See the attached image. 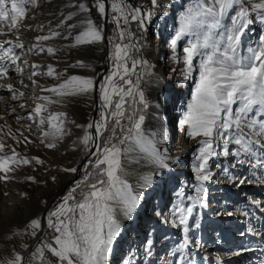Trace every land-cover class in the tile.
Wrapping results in <instances>:
<instances>
[{
	"label": "snow or ice",
	"instance_id": "snow-or-ice-1",
	"mask_svg": "<svg viewBox=\"0 0 264 264\" xmlns=\"http://www.w3.org/2000/svg\"><path fill=\"white\" fill-rule=\"evenodd\" d=\"M109 3L110 19L105 17V0H95L93 5L100 16L114 24L115 28L107 38L112 68L98 84L100 119L90 121L84 127V135L79 141L89 157L84 164L85 173L48 212L47 227L56 233L54 246L53 243L40 241L29 256L14 252L4 264H52L46 251L56 258V264H110L114 243L119 242L122 234L121 218L132 220L142 206V194L134 191L123 178L122 153L139 148L160 169L169 166L168 157L155 149L142 127L149 101L140 85L142 78L152 71L149 61L143 59V51L149 47V29L159 8L158 0H150L151 7L147 4L133 7L128 0H109ZM37 4L38 0H0V34L6 35L2 27L5 22H8V33L16 30L17 22L25 18L26 5L35 7ZM76 7L80 13H90L87 3L81 2ZM73 15L75 13H70L56 25V29H50L47 35H39L35 39L48 41L62 36L57 29ZM133 22L136 32L130 27ZM259 24H264V0H188L177 16L176 27L167 41L171 53L169 59L184 65L180 83L194 81L191 99L181 112L178 129L190 138L200 137L191 165L195 182L186 181L187 188L181 186L178 189L180 199L167 216H163L160 210L156 211V215L162 217V223L182 229L184 233L181 241L168 253L177 257L171 264H193L187 250L193 243L196 248L201 247L199 240H192L190 228L201 227L198 209L209 207L205 182L216 178L210 165L219 169V174L237 187L246 183H264V180H254L255 169H264V29L260 30L254 42L249 39V34L255 31L253 25ZM66 27L69 30L81 29L72 37L73 43L68 47L99 44L105 40L104 25L97 26L90 15L75 24H66ZM63 38L68 39L67 36ZM181 43L184 44L182 55ZM18 48H23V45L0 40V80L9 75L12 66L17 74L22 71L17 64L20 57L15 50ZM34 50L49 54L56 51L41 44H33L29 48V51ZM129 62L131 68L128 67ZM75 66L89 67L80 61ZM31 68L37 69L39 65L33 64ZM37 75L59 79L63 74L48 65L46 73L31 72L32 77ZM32 83L37 84L35 80ZM7 88L13 92V99L17 98V94L25 95L13 89L12 84H8ZM41 90L54 94L55 99L49 95L37 97L44 103H36L29 112V118L39 117V124L44 125L45 118L40 114L47 104L61 103L69 96L90 94L96 90V80L94 77L71 75L59 84ZM63 116L64 113H52L47 117L48 130L42 129L41 143L45 142L44 137H51L52 140L45 144L46 147H56V141L63 137ZM91 128L95 129L94 135L89 132ZM24 139L27 141V137ZM6 147L11 146L0 141V153H4ZM92 148L95 151H90ZM32 161L43 163L38 157H21L14 148L10 155L0 154V181L13 179L9 173L15 170V166L28 165ZM245 165L250 176H237L232 171ZM63 170L77 172L75 167ZM27 179L34 180V177ZM90 180L94 182L90 183ZM150 183L151 177H147L143 186L147 187ZM248 200L256 207L261 205L260 200L251 197ZM227 206L225 202L222 211L214 215L232 217L241 211L244 216L250 214L247 209L239 207L235 211H227ZM190 218L194 219V223L190 224ZM41 228L39 218L32 219L26 226L32 236ZM247 231L254 236L262 235L260 230L252 227ZM155 234V229L147 232L146 242L142 245L146 257L153 255ZM240 235L246 233L241 232ZM23 247L27 248V245ZM128 255L124 264H135L132 258L134 250ZM165 264L170 262L165 259ZM217 264H221L219 257Z\"/></svg>",
	"mask_w": 264,
	"mask_h": 264
},
{
	"label": "bare ground",
	"instance_id": "bare-ground-1",
	"mask_svg": "<svg viewBox=\"0 0 264 264\" xmlns=\"http://www.w3.org/2000/svg\"><path fill=\"white\" fill-rule=\"evenodd\" d=\"M179 1L180 0H176V1L159 0L160 7L158 8L157 11V17L163 18L160 20H164L166 16L170 15V13L173 12L174 7L178 5ZM81 2L85 3L84 0H50L49 3L47 4L48 6L44 10V12L46 13L44 14L46 15L47 18V19L45 18V20L53 21L54 22L53 24L56 26L57 24L60 23L61 20L67 17L70 13H75V15H73L71 20L66 21L65 25H61L60 27L62 29H66L67 28L66 24L69 23L75 24L81 19H83L85 16L90 15V13H80L78 11L76 6ZM187 3L188 1L185 3V5ZM105 5H106L105 16L108 17V12H110L111 10V5L109 3V0L105 2ZM176 16H178V14ZM72 31L77 34L79 31H81V29L76 28L73 29ZM26 35H30V34L27 33ZM163 36H164V31L158 29L155 32V37L153 39V41L158 44L157 46L151 48L150 50L151 57L153 61H155V64L152 68L151 73L148 75V78L145 83V88L151 100L148 119H152V123L151 125L146 127H144L145 125L144 126L142 125L148 140L151 142L152 145H154L155 149L159 152H161L164 149L168 150V146L170 145L169 143L170 141L168 138L169 134L171 135V140L175 142L174 148L172 149L169 148V150L176 151L179 150L178 148H180L181 146L185 134L178 129V122L181 118L182 108L185 109L186 108L185 104L187 105L189 100L191 99V94H188L189 92L187 93L188 95L187 97L185 95H186V91H189L191 84L193 83L192 81H187L185 82V85L182 84L180 85V81L183 80V77L181 76V69L184 67V65L183 63L176 64L169 59L171 53L168 48L167 41L170 37L166 40V43L162 44L161 40ZM2 38L3 36L0 37V40H10L8 36L7 37L4 36V38L3 39ZM107 38L108 37H105L103 43L77 46L78 54L81 57V59H83V62L82 61L81 62L85 65H88L89 67H77L75 66L76 63L75 65L72 66L68 64L65 65L55 64V66L57 65V67L60 68V71H64L70 76L79 75L83 77H94L96 80L98 74L96 76H93L92 74V70L96 66L94 61H92L94 60V58L100 59V68H102L103 65H106L107 69L110 67L111 61L109 60V54L107 58H105L106 43L109 46ZM18 43H21L23 45V48L27 50L33 44H41V41L40 42L35 41L30 44L29 42L26 43L24 40L21 39V41H19ZM183 46L180 48L181 55L183 54L182 53ZM43 62H40L38 60L37 61L32 60L31 62L28 63V65L26 63V67L25 69H23L25 71L24 72L22 71V74L24 73L25 76L24 79L30 82L31 85L24 87L23 90L18 89V87L20 86V84H23L25 80L21 79L19 77L21 74L19 75L15 71L13 72L12 78L10 79L7 78V80L0 81V85H2L0 86V95H1L0 106L3 108L2 111L6 117L5 119L6 122L4 124L6 130L12 126L15 120L16 122L20 121L19 119L21 118V116L29 117V112H31L35 108L36 103H44L43 101L36 99L37 97H41L43 95H49L53 99H55L54 94L46 91H42L41 89H46L55 86L57 84L49 83L44 85L43 87L41 86V83L44 80L43 79L41 82L42 76L39 75L34 77L31 76L32 71H36L38 73L40 72V68L42 67L41 65L43 64ZM33 64L39 65V68L32 69L31 65ZM104 76L105 73L100 78V80H102ZM32 80H35L37 84L34 85L32 83ZM8 84H12L13 89H17L19 92H23L25 95L19 96L17 94V98L13 99L12 98L13 92L7 88ZM98 84L96 83V90H94L90 94L69 96V97H65L61 103L47 104L45 110L50 109L52 111H55L56 113L57 112L64 113V116L61 118L63 120V124H62L63 133H64L63 137L56 141V147L49 148L48 150L50 156H52V158L55 159L54 160L55 162H49V161L45 162L46 168H48V170L52 174H55L56 176L59 177V180H57L54 185L52 183H48L49 191L51 193L56 194L57 187L62 182H64V184L66 183L69 184V182L75 179L77 173L79 176V170L81 169L82 165L88 162L89 157L86 152L83 160L80 161L78 166L77 165H76L77 167L73 166L77 168L76 173L66 172L63 170L65 168L70 169L69 160L73 161L74 159L80 156L82 144L79 143V141L80 138L83 137L84 135V127H85L83 124V119L85 117L88 118L86 123L87 126L89 122L92 121L91 116L93 114L94 109L97 108L96 116L99 113L101 100H100V95L98 96ZM174 103L176 107L173 106ZM21 105H24V107L22 108ZM157 105H159V107H157ZM96 116H95V120H96ZM17 117H19V119ZM35 117L36 116H33V118ZM77 125H80L81 127H77ZM165 126L171 127V133H168L167 130L166 131L163 130L164 129L163 127ZM29 127L34 133L38 134L37 138H41L42 129L48 130V126L40 125L38 122H30ZM89 132H91L94 135L95 129L91 128L89 129ZM43 139L46 143L52 140L51 137H44ZM199 139L200 137H196L195 140L189 141L188 147L185 149L183 156L179 159L180 165L182 166L181 170L179 171L178 170L170 171L171 169L170 165L168 166L169 169L168 168L160 169L157 165L152 163V160L150 159L149 155L143 152L142 150H140L139 148H136L134 151H131L126 154L122 153L121 164L124 170L122 173L123 178L128 182L129 185L132 186L134 191L141 192L142 206L139 207L138 209L139 214L138 215L134 214V218L132 220H126L121 218L122 234L121 237L119 238V242L114 243V250L109 257L110 264H124L123 260L127 259L124 258V256L126 255L125 257H128L127 255L129 254V252L133 250H134V255L132 258L136 260V258H138L140 256V253H142L143 251L142 245L146 242L147 231H149L150 229L151 230L155 229L156 233L159 234L161 233L162 236L175 235L174 238H176V235L177 236L184 235L182 229L173 228L169 224L160 223L162 217H158L156 215V212H154L155 205H152V209L151 210L149 209L150 212H148V210L146 209H148L147 204L150 201H147L146 199L147 198L150 199L151 197L156 195L157 192H160L161 190H163L164 192L163 196L165 201L172 199L174 197L173 191L174 189H176L173 187L176 185L178 186L180 184V182L178 181L179 177L180 176L184 177L186 175L185 172L187 171L189 172V174L186 175L187 176L186 181L189 183L195 182L194 173L190 168V164H188L190 160H192L191 162H193L194 157H192L191 154L189 155L188 153L194 151V149L198 146L194 142ZM4 144L10 146V143L8 142ZM6 149H8V147H6ZM189 149L191 150L188 151ZM45 151L47 152V150ZM90 151H95V149L92 148L90 149ZM195 151H197V149ZM242 168L244 167H241L239 169L234 168L233 172L236 174H238V172H242L243 174L245 173V171ZM162 172H164L163 174H166L165 176H167V179L169 178L168 182L163 186V188L160 187V181L162 180L161 176H163ZM240 176L243 177V175ZM147 177H151V183L147 187H144L143 185L145 183V178ZM217 178L218 176H216V178L213 181L205 182V186L206 188L208 186L210 187L209 190L211 191H209V194L213 195V197L216 200H219L218 202L222 201L223 205L225 202H227L228 204L227 207L229 206L235 208L239 207L240 209H242V207L244 206L240 207L238 203L240 202L242 203V200L244 199L247 200L250 197L247 196L248 191L257 193L259 189L258 190L256 189L259 186L262 187L261 184L258 185L252 183H246L239 187L235 186V188L229 186L227 187V185H224L223 183L219 182ZM182 184L187 188V185L185 183L182 182ZM190 190L192 189H188V191ZM224 190L227 191L225 192ZM260 194L264 195V193H260ZM218 195H221L222 198L217 199ZM47 205L48 203L46 204L44 200L38 201L35 198L31 199L30 202L25 203L23 202V200H19L16 197H14V195L2 197V199L0 200V216L4 215L7 221H3L2 219H0V250L4 247V245L7 244L9 245V243L5 242V236L10 235L11 228L14 227V225H16L17 222L24 219L32 220L37 214H39L42 228L35 236H32V238L30 239L27 245V248H23L24 250L21 255L22 256L25 255V257H27L34 250V246L37 245L40 241H43V237L46 232L45 220L48 215V208H49L47 207ZM242 205H244V203H242ZM210 206H212V209L209 213H206L205 209H198V211L200 213L201 218L203 219V223L207 224V226L211 227L215 225L216 228H219L220 225L223 226L221 230L225 231V239H224L225 242L221 243L219 247L221 248L222 246L225 252L226 251L231 252L232 258L230 260H232L236 264H264V206L260 205L257 208H255L254 206L248 207V208L254 207L253 210L258 211L256 214H253L254 217L251 220H249L250 219L249 215L247 216L243 215V211L238 212L235 216L232 217L216 216L214 215V213L219 212L218 210L222 209V206H218L217 204H213V203H211ZM167 215L168 213L166 214V216ZM249 227L260 230L262 235L261 236L252 235L247 231ZM241 232H245L246 235L241 236L240 235ZM215 239L216 236L212 237L211 240L214 241ZM204 240L205 238L203 237L202 240H200V243H202ZM213 241L209 243L208 247L205 250H202V246L198 250V248H196L194 244L192 261H194V259L196 258H199L201 254V256H203V259L206 261L205 262L206 264L208 263L217 264V257L220 258L221 264H227L230 261L227 260V257H229L230 254L226 255L225 252L223 253L216 252V248L218 244H216ZM165 244L166 243H163L161 246L165 247ZM244 248H250L253 250L242 251V249ZM10 250L12 251L13 249ZM237 252H239L240 254L236 255L235 253ZM144 255L145 254H143V256ZM152 256L149 257V259H147L149 263H152L154 260L161 259L162 257V256L161 257H154V256L152 257ZM145 259L146 258H144V260ZM158 264H165V263L160 262Z\"/></svg>",
	"mask_w": 264,
	"mask_h": 264
},
{
	"label": "rangeland",
	"instance_id": "rangeland-1",
	"mask_svg": "<svg viewBox=\"0 0 264 264\" xmlns=\"http://www.w3.org/2000/svg\"><path fill=\"white\" fill-rule=\"evenodd\" d=\"M49 1L50 0H38V4L35 7L26 5L25 18L17 22L18 28L16 30H14L13 32L8 33L7 32V23L8 22H5V24L2 27H3L4 33H6V35L5 34H0V37L3 36V38H4V36H6V37L8 36L10 38V40L13 41V43H17V42L21 41V39H22L26 43L29 42L31 44V43L37 41L35 39L37 36H39V35H47L49 33L50 29H56V26L53 24L54 23L53 21H49V20L46 21L45 20V18H46L45 14L46 13L44 12V10L48 6L47 4L49 3ZM84 1H85V3H87V5L90 8V17H91V19L95 22V24L97 26L102 25V18L99 15V13L97 12L96 8L93 7L95 0H84ZM174 1H176V0H174ZM187 1L188 0H180L178 2V5L176 7H174L173 12L170 13V15L166 16V18L164 20H160L161 18H158L157 14H156V17L154 18V22H153L151 28L149 29V35H148L149 47L146 48L143 51V59L149 61V63L151 64L152 68H153V66L155 64V61H153V59L151 57L150 50H151V48L157 46V44H158V43H155L153 41V39L155 37V32L158 29H160L161 31H164V36H163L161 41H162V44L166 43V40L172 34V29H174L176 27V18H177L176 15L177 14L179 15V13L183 10V6L185 5V3ZM128 2L129 3L130 2L133 3L135 6L138 5V4H147L149 7H151L150 0H146V1L145 0H128ZM158 3H159V0H158ZM109 19H110V17H109ZM39 23H40V25H39ZM21 24H22V26H21ZM41 26H43V27H41ZM130 27H131L133 32H136V24H135V22H133ZM253 27L255 28V31L249 34V39L252 42H254L255 38H258V36L260 34V30L264 29V24L253 25ZM114 28H115V25L108 22L107 28H106L107 37H109V36H111L113 34V29ZM57 30L62 33V36L50 39L48 41H41V45L44 46L45 48H47L48 46L51 45V47H53L56 50L53 54H49V53H47V51H44V52H40L39 50L29 51V48L27 50L24 49V48H22V49L18 48V49L15 50L16 54L20 57V59L17 61V64H19L21 66L23 72L25 71L23 69H25L26 63L28 65V63L31 62L32 60H34V61L38 60L40 62L45 61L41 65L42 67L40 68V72L39 73H46L48 65H52L57 73H62L63 74L62 76L59 77V79H57L55 76L48 77L46 75H39V76H42L41 77V82L44 79L43 80L44 83L43 82L41 83V86H43V87H44V85L49 84V83L50 84H59L66 77L68 78L70 76L69 74L65 73L64 71H60V68H58L57 65L68 64V65L72 66V65H75V63H77V61H80V62L82 61L83 62V59H81V57L78 54L77 47H68V45L73 43L72 37H74L76 35V33L73 32L72 30H69L68 28H66V29L60 28V29H57ZM27 33L30 34V35H26ZM64 36H67L68 39H64L63 38ZM45 44H47V45H45ZM160 45H161V43H160ZM182 46H183V43L180 44V48ZM108 54H109V46H108ZM92 61H94L95 65H96L95 68L92 70V74H93V76H96L99 73L100 69H101L100 68V59L99 58H94V60H92ZM55 64H57V65L55 66ZM128 67L131 68V63L130 62L128 64ZM111 68L112 67H111V62H110V67L105 72V75H107L109 73ZM22 71L19 73V75L21 74L19 77L21 79H24L25 76H24V73L22 74ZM137 71H139V68H137ZM13 72H14V66H12L10 68L8 77L4 78L3 80H7V78H9V79L12 78ZM26 73H27V71H26ZM148 75L149 74L145 75L142 78L141 85H140L141 89L145 93L146 99L149 101V108L146 109L145 112H144L145 118L147 117L146 119H144V122H143V126L145 125L144 127L149 126L152 123V119H148V114H149L151 100H150V97H149V95H148V93L146 91V88H145V83H146V80L148 78ZM194 76H195V73H194ZM133 79H135V77H133ZM185 82H187V81H185ZM185 82L182 85H185ZM192 82L194 83V81H192ZM193 83L191 84V87H190L189 91H186V95H185L186 97L188 96L187 95L188 92H189L188 94H192ZM23 84H20L18 89L23 90L24 87H27V86L31 85V83L26 81V80H25V82ZM180 85H181V83H180ZM99 95H100V93H99V90H98V96ZM173 106H175V103L173 104ZM185 106H187V105L185 104ZM2 110H3V108L0 106V141H2L3 143H7V142L10 143L11 147L8 148V149L5 148L4 153H0V154H8V155H10L11 154V149L14 148L16 150V152L19 153V155L21 157H26V158H29V159H31L32 157H38L41 161H43V163L42 164H36L35 161H32L28 165H17V166H15V170L12 171L11 173H9V175H11L13 177V179L8 180L7 182L0 181V200L2 199V197L13 196L14 195V197H16L19 200H23V202H25V203H28V202H30L31 199L35 198L38 201L44 200L45 203L47 204L51 200L54 199V197H55V195L57 193H59L58 196L54 199V201L50 205V207L48 208V212H49L50 210H52L58 204V202L61 201V198L69 191V189L73 187L74 182L77 181V180H80L81 177L84 175V173H85L84 164L82 165L81 169L79 170V176L74 181L69 182V184H67L65 187H64V182H62L57 187L56 194L55 193H51L49 191L48 183H52L54 185L56 183V181L59 180V177L56 176L55 174H52L48 170V168H46L45 162L46 161L55 162L54 161L55 159H53L52 156H50L49 151H48L49 148L45 146L46 142L41 143V138H37L38 134L34 133L29 127V123L30 122H38L39 123V117H35V118H31L30 119L27 116H21V118L19 119L20 121L16 122V120H15L13 122V124H12L13 127L11 126L10 127L11 129L8 128L6 130L5 127H4V124L6 122V120H5L6 117H5V114L3 113ZM183 110H184V108H182V111ZM52 113H56V112L52 111L50 109L43 110L41 112L40 115L45 118V123H44L43 126H48L47 125V117L50 114H52ZM57 113H60V112H57ZM99 113H100V108H99ZM99 113L96 116V120L100 119ZM89 115H90V112H89ZM89 115H88V117H89ZM84 119H83V124H84V126H86L88 118L85 117ZM122 123H126V121H122ZM163 128H164L163 129L164 131L167 130L168 133H171V127L170 126H165ZM117 134L119 135V130H118ZM106 135H107V133H106ZM169 135H168V138H169V141H170L169 142L170 145L168 146V150L164 149L161 152L164 153L168 157L167 163H168V165H170V168H171L170 171H176V170L179 171L182 168V166L180 165L179 159L183 156V153H184L185 149L189 145V141L190 140H195V138L194 139L190 138L189 136H187L185 134V137L182 140L181 146H180V148H178L179 150L172 151V150H169V148L170 149L174 148L175 142H173L171 140V135L170 136ZM13 137H15V138H13ZM25 137H27V141L24 139ZM28 141H30V142H28ZM197 141H195L194 143L198 145ZM197 148H198V146L194 149V151H191L188 154L189 155L191 154V156L194 157V154L196 153L195 150ZM45 150H47V152ZM190 150L191 149H189L188 151H190ZM85 153H86V151L84 150L83 145H82L80 156L78 158L74 159L73 161L69 160V162L71 164V165L69 164L70 168L73 167V166H76V165L78 166L80 161L83 160V158L85 156ZM221 159L223 160L224 158H221ZM191 161L192 160H190L189 163H188V164H190V168H191V165H192L191 163H193ZM229 163H231V161H229ZM210 167H212L214 169V175L218 176L217 180L219 182L223 183L224 185H227V187L229 186V187H234L235 188V184L234 183L229 182L225 177H223L222 175L219 174V172H220L219 169H215L214 165H210ZM243 167L244 168H242V169L245 171V173L242 174V172H238L239 175L236 174V173H234V174L238 175V176H240V175L250 176L251 173H249L247 171V165H245ZM237 168L239 169L241 167L238 166L235 169H237ZM89 170H91V169H89ZM233 170L234 169H232V171ZM163 173L164 172H162V174ZM255 173H256V175L254 177V180H257V181L258 180H264V169H259V168L255 169ZM185 174L188 175L189 172L187 171V172H185ZM165 175L166 174H163V176H161L162 177L161 178L162 180L160 181V187L161 188H163V186L169 180V178L167 179V176H165ZM186 175L184 177L180 176L179 179H178L180 184L178 186L176 185V186L173 187V188H176V189H174V191H173L174 197L172 199H170L168 201H165L164 200V196H163L164 192H163V190H161L160 192H157L156 195H154L150 199H148V198L146 199L147 201H150L147 204L148 205V207H147L148 209H146V210H148V212H150L149 209L151 210L152 209V205H155L154 212H156L157 210H160L163 213V216H166V214L169 213V211L173 207L176 206L177 201L180 199V197L178 196V189L181 186H184L182 184V182L184 183L187 180V176ZM27 177H34V180H29V179H27ZM89 182L91 183V182H94V181L90 180ZM252 184H258V185L261 184L262 187L259 186L256 189V190L259 189V191L257 193L248 191V195L247 196H250L253 199H257V200L262 201L261 202V206H264V202H263L264 201V195L260 194V193H264V183L253 182ZM227 187H224V188H227ZM209 188L210 187L208 186L207 187V192H208L207 202L209 203V207L207 209H205L206 213H209L211 211V209H212V206H210L211 203L217 204L218 206H222V208H223V202L222 201L218 202L219 200H216L213 197V195L209 194V191H211V190H209ZM189 192H192V190H190ZM221 198H222L221 195L217 196V199H221ZM185 203H187V201H185ZM242 203H244V205H242ZM242 203L240 202L238 204L240 205V207L244 206V207H242V209L243 210L247 209V211L250 213L249 214V218H250L249 220L253 219V217H254L253 214H256L258 212L257 210L256 211L253 210V208L254 207L257 208V207L252 205L249 202L248 199L247 200H245V199L242 200ZM251 206H254V207L248 208V207H251ZM235 209H236L235 207H231V206L227 207V211H235ZM218 211L220 212V211H222V209H220ZM35 218H39V214H37L33 219H35ZM0 219H2L3 221H7V219H6V217L4 215H1ZM30 221L31 220L24 219V220H21V221L17 222L16 225H14V227L11 228L10 235H8V236L6 235L5 236V242L9 243V245L8 244L4 245V247L0 250V264H4V262L7 259L12 258L14 252H19L20 254L23 253V250H24L23 248H25V247H23V245H28L30 239L32 238V235H30L29 232L26 230V226L29 224ZM160 223H162V222H160ZM192 223H194V219L190 218V224H192ZM200 224H201V227L199 229L190 228V235H191L192 240L193 241H196V240L200 241L204 237L205 240L201 243V246H202V250H205L208 247L209 243L213 241V240H211L212 237L216 236V239L213 241L216 244H218V246L216 248V252H222V253L225 252V250L222 248V246H221V248L219 247V245L221 243L225 242V240H224L225 239V231L221 230V228L223 226L220 225L219 228H216L215 225L209 227V226H207V224L203 223V219L202 218L200 219ZM226 224H225V226H226ZM17 227H19V228H17ZM45 229H46V232H45V235L43 237V241L48 242V243H52L53 242V237L56 235V233L54 232L53 229H50V228L47 227V221L46 220H45ZM148 229H150V228H148ZM179 234H180V232H179ZM174 236L166 235L167 239L165 240V239H163V237H165V236H162L161 233L160 234L156 233L154 238H153L154 239L153 256L154 257H161L162 256L165 259H167L170 262V264H171V262L174 261L177 257L169 256L168 253H169L170 249L172 248V246H174L175 244L179 243L181 241V239L183 238L182 235H178V236L176 235V238H174ZM162 241H163V243H166L165 247L161 246L163 244ZM53 246H54V242H53ZM193 248H194V243L187 250L188 256H189V258L191 260H193ZM10 249H13L12 250L13 252ZM198 250H199V248H198ZM143 252L144 251H142V253ZM142 253H140V256L138 258H136L137 261L134 260L136 262V264H147V263L148 264H158L160 262H164L165 263V259H157V260H154L152 263H149L148 260H147V259H149V257H145V255L143 256L144 253L143 254ZM225 253H226V255L230 254V256L227 257V260H230L232 258L231 257L232 256L231 252L230 251L229 252L226 251ZM45 254H46L47 258L52 262V264H56V258L53 257L50 252L46 251ZM125 256H124V258H127V259L129 258V255H127L128 257H125ZM144 258H146V259L144 260ZM123 261H125V260H123ZM139 261H140V263H139ZM230 261L227 264H236L232 260H230ZM205 262L206 261L203 259V256H201V254H200L199 258L194 259L193 264H206Z\"/></svg>",
	"mask_w": 264,
	"mask_h": 264
},
{
	"label": "water",
	"instance_id": "water-1",
	"mask_svg": "<svg viewBox=\"0 0 264 264\" xmlns=\"http://www.w3.org/2000/svg\"><path fill=\"white\" fill-rule=\"evenodd\" d=\"M108 0H105V2H107ZM105 17H107V16H105ZM108 18V17H107ZM102 25H104V36L105 37H107V32H106V28H107V19L106 18H103L102 19ZM107 56H108V45H107V43H106V46H105V58H107ZM106 60V59H105ZM106 69H107V67H106V65H103L102 66V68L100 69V71H99V73H98V75H97V77H96V83L98 84V82H99V80H100V78L104 75V73L106 72ZM96 112H97V108L96 109H94V111H93V114H92V116H91V120L92 121H94L95 120V116H96ZM78 177V173H77V175L75 176V179ZM74 179V180H75ZM74 180H72V181H74ZM71 181V182H72ZM68 183H66V184H64V187L67 185ZM59 194V193H58ZM58 194L54 197V199L58 196ZM53 199V200H54ZM53 200H51L49 203H48V205H47V207H50V205L52 204V201ZM24 257H25V255H23Z\"/></svg>",
	"mask_w": 264,
	"mask_h": 264
},
{
	"label": "built area",
	"instance_id": "built-area-1",
	"mask_svg": "<svg viewBox=\"0 0 264 264\" xmlns=\"http://www.w3.org/2000/svg\"><path fill=\"white\" fill-rule=\"evenodd\" d=\"M145 1H146V0H145ZM128 3H129V2H128ZM130 4H132V5H133V7H135V5H134L133 3H131V2H130ZM111 67H112V62H111Z\"/></svg>",
	"mask_w": 264,
	"mask_h": 264
}]
</instances>
